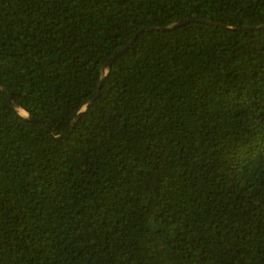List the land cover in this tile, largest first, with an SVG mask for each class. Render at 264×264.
Segmentation results:
<instances>
[{
    "label": "trees",
    "instance_id": "1",
    "mask_svg": "<svg viewBox=\"0 0 264 264\" xmlns=\"http://www.w3.org/2000/svg\"><path fill=\"white\" fill-rule=\"evenodd\" d=\"M0 264H264V0H0Z\"/></svg>",
    "mask_w": 264,
    "mask_h": 264
},
{
    "label": "water",
    "instance_id": "2",
    "mask_svg": "<svg viewBox=\"0 0 264 264\" xmlns=\"http://www.w3.org/2000/svg\"><path fill=\"white\" fill-rule=\"evenodd\" d=\"M191 20H201V21H204V22H208L207 20H204V19H200V18H196V17H193V18H191ZM189 21V19H187V20H183V21H180V22H178L177 24H174L173 26H171V27H166V28H162V29H169V28H172V27H176V26H179V25H182V24H184V23H186V22H188ZM158 29H160V28H158ZM134 41H135V39L132 41V42H130L127 46H125L124 48H122L114 57H112V58H110L109 59V61L106 63V65H105V69H111V67H112V64H113V62H114V60L120 55V54H122V53H124L133 43H134ZM3 90L4 91H6L4 88H3ZM88 106H89V104H88ZM49 129V128H48Z\"/></svg>",
    "mask_w": 264,
    "mask_h": 264
},
{
    "label": "rangeland",
    "instance_id": "3",
    "mask_svg": "<svg viewBox=\"0 0 264 264\" xmlns=\"http://www.w3.org/2000/svg\"><path fill=\"white\" fill-rule=\"evenodd\" d=\"M20 113L23 115V116H27V112H22V110L20 109Z\"/></svg>",
    "mask_w": 264,
    "mask_h": 264
},
{
    "label": "bare ground",
    "instance_id": "4",
    "mask_svg": "<svg viewBox=\"0 0 264 264\" xmlns=\"http://www.w3.org/2000/svg\"><path fill=\"white\" fill-rule=\"evenodd\" d=\"M22 110V112H25L26 113V111L25 110H23V109H21Z\"/></svg>",
    "mask_w": 264,
    "mask_h": 264
}]
</instances>
